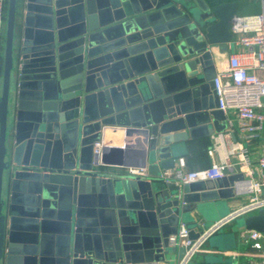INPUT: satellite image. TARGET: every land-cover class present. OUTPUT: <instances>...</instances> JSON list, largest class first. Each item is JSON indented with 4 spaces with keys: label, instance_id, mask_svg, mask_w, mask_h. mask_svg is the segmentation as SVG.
<instances>
[{
    "label": "water",
    "instance_id": "water-1",
    "mask_svg": "<svg viewBox=\"0 0 264 264\" xmlns=\"http://www.w3.org/2000/svg\"><path fill=\"white\" fill-rule=\"evenodd\" d=\"M23 9L18 39V0H7L0 264L181 259L186 248L169 237L183 224L196 240L209 225L195 231L193 214L234 198L244 180L240 172L188 184L159 178L180 145L227 127L213 79L215 49L229 51L234 3L23 0ZM105 128L122 135L119 147L101 143ZM242 229L262 231L264 209Z\"/></svg>",
    "mask_w": 264,
    "mask_h": 264
},
{
    "label": "built area",
    "instance_id": "built-area-1",
    "mask_svg": "<svg viewBox=\"0 0 264 264\" xmlns=\"http://www.w3.org/2000/svg\"><path fill=\"white\" fill-rule=\"evenodd\" d=\"M7 0H0V57L4 41V11ZM231 42L228 47L231 51L224 67L216 72L213 79L214 91L218 97V109L224 115L233 113L237 122L241 141L234 142L229 150L220 155L218 162L212 161L207 168L197 171H187L183 158L175 161L173 169L164 170L159 178L169 182L188 184L197 181H215L222 179L229 168L234 165L231 156H236V165L243 174L244 180L236 183L235 192L245 194L247 200L227 215L209 226L196 240L187 238V230L183 224L175 235L169 237L173 246L186 248L181 259L176 264H189L192 258L203 251L207 239L224 226L235 222L239 218L255 215L264 209V139L262 151L257 159L255 168L251 167L247 148L243 145L253 140L261 139L264 132V0H261V12L255 15H235L230 22ZM231 121L227 120V126ZM223 137L222 133L218 138ZM224 137L229 138L228 134ZM101 143H95L94 153ZM220 150L222 144L214 143L208 151L210 157ZM127 173L144 177L145 169H127ZM247 239L259 254L260 264H264V229L262 231L249 230ZM233 259L238 255L233 254ZM255 258V257H254ZM139 264H168L165 261H154Z\"/></svg>",
    "mask_w": 264,
    "mask_h": 264
},
{
    "label": "crops",
    "instance_id": "crops-1",
    "mask_svg": "<svg viewBox=\"0 0 264 264\" xmlns=\"http://www.w3.org/2000/svg\"><path fill=\"white\" fill-rule=\"evenodd\" d=\"M205 1L209 5L234 3L236 7V15L240 16L255 15L261 12V0ZM23 12V0H18V18L16 25V34L18 39L21 34ZM215 53L217 55L215 60V67L216 72H218L226 64L231 51L229 50L225 53L218 54V51H216L215 49ZM225 116L227 120L231 121V126H229L228 124L226 129L222 132L223 137L221 139L218 138V135L221 133H218L209 137H200L197 139L188 140L184 145H180L178 157L176 158V160L178 158H183L186 163L187 171H197L209 167L212 161L218 162L220 160V155L223 156V153L229 150L234 142L241 141L234 114L230 112ZM232 133L235 136V141L231 136ZM225 134H228L229 138L224 137ZM263 139L264 132L261 139L253 140L249 143L243 144L245 148H247L252 168H255L257 159L262 151ZM101 143L110 145L112 147H119L122 144V135H114L111 133V128H105L103 130ZM214 143L222 144L224 150H220V153L216 152L213 157H210L208 151L212 148ZM230 161L234 166L228 169L226 175L241 172L236 165V156H231ZM247 198V195L237 194L235 192L234 198L232 199L218 200L205 205L201 215H198L196 213L193 214L194 219H196V221L199 223V226L195 228V231H198L200 227L204 228L207 225H212L223 216L227 215L231 210L244 203ZM245 233L246 232L241 227L239 228L238 226H236V224H233V222L219 229L217 232L211 235L215 236L213 239H211V236L207 239V241L203 245V251L195 255L200 256V259L197 260V264H225V262H218L219 257L222 256L233 258V254L238 255L237 259H235V262L237 263L248 262L250 264H260L259 257L252 256L259 254V251L252 247V243L246 238ZM195 256L193 258H195ZM178 260L179 259L177 254H174L166 258L165 262H167L168 264H176Z\"/></svg>",
    "mask_w": 264,
    "mask_h": 264
},
{
    "label": "rangeland",
    "instance_id": "rangeland-1",
    "mask_svg": "<svg viewBox=\"0 0 264 264\" xmlns=\"http://www.w3.org/2000/svg\"><path fill=\"white\" fill-rule=\"evenodd\" d=\"M242 221H243V218H239L235 222H233V224H236V226H238L239 228L240 227L242 228ZM214 237L215 236H211V239H213ZM199 259H200V256H195V258H193L192 261L189 264H197V260H199ZM232 260H233V258H231V257H222V256H220L218 262L219 263H224V262L225 263H230Z\"/></svg>",
    "mask_w": 264,
    "mask_h": 264
},
{
    "label": "trees",
    "instance_id": "trees-1",
    "mask_svg": "<svg viewBox=\"0 0 264 264\" xmlns=\"http://www.w3.org/2000/svg\"><path fill=\"white\" fill-rule=\"evenodd\" d=\"M6 7H7V1H6V3H5V11H4V18H5V13H6ZM0 66H1V57H0Z\"/></svg>",
    "mask_w": 264,
    "mask_h": 264
}]
</instances>
